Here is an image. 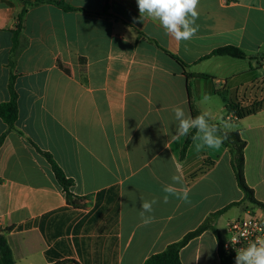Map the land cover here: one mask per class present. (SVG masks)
Segmentation results:
<instances>
[{
  "label": "crops",
  "instance_id": "0c3cea01",
  "mask_svg": "<svg viewBox=\"0 0 264 264\" xmlns=\"http://www.w3.org/2000/svg\"><path fill=\"white\" fill-rule=\"evenodd\" d=\"M25 1L36 0H0V105L12 99L14 76L19 106L15 129L0 117V228L10 229L16 264H144L244 201L224 142L197 152L199 140L185 149L189 135L173 138V107L193 116L188 85L210 123L240 132L246 183L264 203V108L242 119L228 113L230 101L264 104V0H200L199 30L180 42L159 22L141 20L136 0H48L20 20ZM226 46L247 58L212 56ZM42 152L73 181L85 208L67 202ZM178 172L176 187L189 189L190 202L164 203L163 186ZM141 197L158 201L148 225ZM245 206L235 207L245 215ZM181 259L220 264L215 234L191 241Z\"/></svg>",
  "mask_w": 264,
  "mask_h": 264
},
{
  "label": "trees",
  "instance_id": "16d2710c",
  "mask_svg": "<svg viewBox=\"0 0 264 264\" xmlns=\"http://www.w3.org/2000/svg\"><path fill=\"white\" fill-rule=\"evenodd\" d=\"M48 0H36V1H25V9L20 14V20L23 19L29 7L38 5L40 3L46 2ZM57 5L68 10L71 9L69 6H66L63 3H57ZM174 59L181 63L184 67H187L178 57L169 53ZM212 56H229L235 59H246L247 54L238 47L235 46H226L215 50L212 53ZM85 69V68H83ZM189 78L199 77V78H208L207 75H194L188 74ZM15 77L11 79L10 87L12 93V99L8 103L0 105V117L8 124L9 129H15V123L18 119L19 106H18V97L14 88ZM188 94L190 96V107L192 110L193 117L199 115L200 113L195 108L192 98L191 87L188 85ZM228 105V112L232 113L237 119H242L252 114H255L262 108H264L263 103H257L253 106L244 107L241 106L237 101H230ZM222 136L227 134V139L224 140V143L230 148L233 155L232 166L236 174L237 182L239 186L243 189L245 193V199L243 202H236L228 205L226 208L212 214L207 220H205L196 230L188 233L181 241L173 243L167 247V249L161 253H157L148 258L144 264H183L181 259V251L184 249L191 241L200 237L207 231H212L218 241L219 245V258L220 264H234L233 259L225 252L224 250V239L221 236V232L217 227V220L221 215L226 213L229 209L240 206L242 203H249L250 206L261 210L264 213V203L258 201L255 198L254 190L251 189L246 183L245 178V148L246 142L242 139L239 131L234 132H223L220 129ZM196 135V130L193 129L186 141L185 149H187L190 143L193 140V137ZM2 139L0 140V144ZM42 154L47 158L49 163L52 166V170L55 174L56 180L60 187L63 189L67 202L76 207V208H85L87 203L84 198L76 196L72 192L73 181L68 179L63 172V170L58 166L53 157L49 153ZM10 229L2 230L0 228V264H16L12 249L7 239V233ZM67 263V262H65ZM71 264H78L75 262H70Z\"/></svg>",
  "mask_w": 264,
  "mask_h": 264
},
{
  "label": "clouds",
  "instance_id": "9594fccd",
  "mask_svg": "<svg viewBox=\"0 0 264 264\" xmlns=\"http://www.w3.org/2000/svg\"><path fill=\"white\" fill-rule=\"evenodd\" d=\"M136 2L141 20L147 17L159 22L165 33L177 42L191 40L199 30L196 21L199 18L200 0H136ZM209 99L208 94L203 95V101L206 102ZM172 111L177 122L176 134L173 138L186 137L191 130L195 129L196 135L193 139L200 141L195 145L197 152L204 148L218 150L227 139V134L224 136L218 134L220 128L217 124L210 123L212 119L210 113L202 112L193 117L181 106L173 107ZM220 123L224 129L232 130V126L226 120H221ZM177 169L179 170V165ZM171 180V184L163 186L162 191L165 193L163 202L168 203L170 196H177L184 202H190L189 189L184 187L182 191H178L176 187L183 184L182 174L178 172L172 175ZM141 200L139 214L143 224L148 225L154 221V217L146 214L153 212V205L158 201L156 199L147 201L142 197ZM238 241L235 237L231 239L233 245ZM235 264H264V237H257L246 247L236 249Z\"/></svg>",
  "mask_w": 264,
  "mask_h": 264
},
{
  "label": "built area",
  "instance_id": "2783aa9c",
  "mask_svg": "<svg viewBox=\"0 0 264 264\" xmlns=\"http://www.w3.org/2000/svg\"><path fill=\"white\" fill-rule=\"evenodd\" d=\"M264 69V58L262 60ZM228 238L224 241L225 252L233 259L235 264L236 249L246 247L257 237H264V215L248 212L244 216L231 219L227 223ZM236 238L238 243L233 245L232 238Z\"/></svg>",
  "mask_w": 264,
  "mask_h": 264
},
{
  "label": "rangeland",
  "instance_id": "374dc122",
  "mask_svg": "<svg viewBox=\"0 0 264 264\" xmlns=\"http://www.w3.org/2000/svg\"><path fill=\"white\" fill-rule=\"evenodd\" d=\"M229 113V112H228ZM243 211H245V212H247V211H250V212H252V213H256V214H259L260 216H262V215H264L263 213H261L258 209H256V208H254V207H252V206H249V207H247V206H245V207H243ZM232 212H233V214L232 215H226L223 219H222V221L220 222V224H219V230H220V232H221V235L223 236V238L226 240L227 238H228V227H227V222L229 221L228 220V217H240V216H244V215H241L240 213H241V210L239 209V208H237V207H234V208H232ZM231 212V213H232ZM230 213V214H231ZM234 215V216H233Z\"/></svg>",
  "mask_w": 264,
  "mask_h": 264
}]
</instances>
